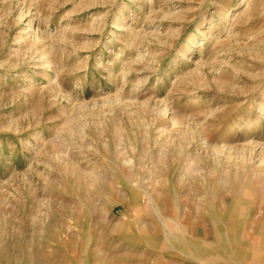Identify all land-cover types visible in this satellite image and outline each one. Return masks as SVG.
<instances>
[{
    "label": "rangeland",
    "instance_id": "1",
    "mask_svg": "<svg viewBox=\"0 0 264 264\" xmlns=\"http://www.w3.org/2000/svg\"><path fill=\"white\" fill-rule=\"evenodd\" d=\"M254 241L260 264L264 0H0V264Z\"/></svg>",
    "mask_w": 264,
    "mask_h": 264
},
{
    "label": "bare ground",
    "instance_id": "2",
    "mask_svg": "<svg viewBox=\"0 0 264 264\" xmlns=\"http://www.w3.org/2000/svg\"><path fill=\"white\" fill-rule=\"evenodd\" d=\"M157 173L162 174V168L157 169ZM246 192L247 191L244 192V196H247ZM158 212H159V214L161 213L160 211H158ZM162 217H163V215H162ZM217 220H218V222L221 223L222 221H225L227 219L224 218L223 216L222 217L219 216L217 218ZM169 222L170 223H176L175 220H172V219H169ZM226 230H227V235H230L231 229L228 230V228H226ZM247 245H248V247L245 244H243V246L241 247V251H239L238 253L235 254L236 258H235L234 264H255L254 260L257 259L258 257H260L259 256L260 255L259 250H262V248H261L262 244L261 243L254 241L252 244L249 243ZM260 264H264V256L262 257Z\"/></svg>",
    "mask_w": 264,
    "mask_h": 264
}]
</instances>
